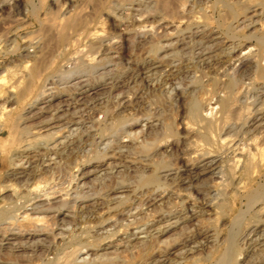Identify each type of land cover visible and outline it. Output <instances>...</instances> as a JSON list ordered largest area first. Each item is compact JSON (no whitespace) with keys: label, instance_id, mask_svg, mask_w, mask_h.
<instances>
[{"label":"bare ground","instance_id":"1","mask_svg":"<svg viewBox=\"0 0 264 264\" xmlns=\"http://www.w3.org/2000/svg\"><path fill=\"white\" fill-rule=\"evenodd\" d=\"M12 1L15 8L23 3ZM191 1L183 12H193L192 16L196 5L207 7L210 1L230 6V0ZM8 2L2 0L0 7ZM247 3L240 9L242 17L235 15L227 31L264 20V0ZM70 9L56 16H47V10L39 20L45 34L55 40L54 52L43 49L41 43L42 47L34 46L36 38L27 37L19 55L21 66L11 72L16 83L5 82L0 75V136L9 135L0 141V162L6 161L10 168L6 176L14 180L0 185L9 191L1 197L7 203H0V264H196L201 253L206 251V259L221 243L224 251L209 264H236L239 246L263 250L264 185L247 187L264 177V82L258 79L263 76V49L222 37L221 30L209 29L200 17L181 16L175 23L165 13L140 15L137 7L131 10L144 21L135 15L136 22L147 23L141 24L143 34L139 32L137 40L148 44L147 54L141 60L126 61L117 72H98L120 55L112 40L116 37L102 38L105 32L99 24H89L94 15L82 12L85 8L75 13ZM118 21L123 34L131 28L134 31L133 22L129 29L128 20ZM168 31L169 40L155 41ZM82 35L88 45L98 44L99 58L96 51L82 57L87 51L86 46L81 52L84 46L78 43ZM77 43L81 56L75 53ZM260 43L264 45V40ZM165 50L170 51L161 55ZM167 56L171 57L164 61ZM149 87L167 95L169 101L187 96L192 100L188 119L177 125L192 138L186 142L185 155L172 163L163 160L173 148L168 125L150 115L139 123H133L139 116H130L133 122L128 123L127 115L138 101L146 108L151 105L143 101ZM20 101L29 102L14 120L15 104ZM136 124L140 126L131 130ZM121 125L124 139L117 133ZM136 147L146 152L131 157ZM63 158L71 165L69 183L61 192L53 187L57 183L50 186L41 175ZM228 188L234 195L244 190L240 193L245 197L244 207L229 221L231 228L243 223L245 228L223 241L216 222L213 226L211 221L223 213L219 208ZM250 213L253 218L244 221ZM141 214L150 217L138 221ZM204 220H209L205 226ZM23 223L33 228L26 230ZM44 224L53 229L46 232ZM175 233L178 237L172 238ZM121 252H127L129 259L121 258ZM240 264H264V258Z\"/></svg>","mask_w":264,"mask_h":264},{"label":"rangeland","instance_id":"2","mask_svg":"<svg viewBox=\"0 0 264 264\" xmlns=\"http://www.w3.org/2000/svg\"><path fill=\"white\" fill-rule=\"evenodd\" d=\"M6 1H10V2H8L9 4H6V5H3L2 7H0V66H1L0 67V75L4 76V81L5 82L8 81V83H12V81L14 82V80H15V78L13 79L11 72L16 71L21 66L22 62H21V59L19 58L20 57L19 55L23 52L24 42H25V39L27 37H31V38L34 37L33 39L36 38V40H33V41H37L34 44V46L37 45L38 43L40 45V43H41V45L43 47L41 45H40V47H42L43 49L45 48L46 51L48 50V52H49L51 50L50 52H52V49H53V52L55 51V40H53L54 38L51 37L48 33L45 34L44 29L43 30L41 29V25L39 23V20L42 21V18L45 17L44 13L47 12V10L49 12V13H47V16H56V15H60V13H62L65 9L69 10L71 8L70 12L75 13V10L77 12L80 9L85 8L82 12H84V13L86 12V14H91L92 16L94 15L93 19H91V20L89 19V24L91 26L99 24L98 26L100 28L98 26L97 27L105 32L104 33L100 30L101 32L98 33V34H100L99 36L102 35L101 33H104L106 35L105 36L103 34L104 37L102 35V38L106 37L107 39L111 40L112 38L116 37L115 39H112V40H114V41L116 40L115 46L117 45L116 46L117 49L120 50L119 51L120 55L118 54L119 55L118 57L112 58L111 61L109 60V62L107 64L105 63L103 68L98 69V72H100L101 70L109 69V70L113 71V72L110 71V73H114V72L119 71V68H122L126 64V61L127 62H133V61L141 60L143 57H145V55L147 54L146 51H148V48H149L147 43H141V44L138 43L139 42L138 40H140L141 37L137 35V34H139V32H141L140 34H143V32H142L143 28H142L141 24L146 25L147 23L143 22L144 17L141 18L139 15H136L135 14L136 12L134 13V11H132L131 8L133 9V8L138 7V9H139L138 13L140 12L139 13L140 15L141 14L147 15L148 11H149L148 13H152V11H153V13L162 14V15H164V13H165V16L168 18V20H173V22L176 23L177 21L180 20L179 17H181V16L187 17L188 15H190V13L186 14L184 12H185V9H189V7H190L189 4H191V2H192L191 0H136V1L135 0H88L87 2H83L81 0H74L73 2H71L69 4H63L62 0H23L22 5L15 8L13 6L14 4H13L12 0H6ZM134 2H136V3H134ZM247 2H248V0H230V3H229L230 6L227 7V6H224L223 4H215L214 5L210 1V2H208L209 5H207V7L202 6V7H204V8H202L198 5H196L197 8L194 7L193 9H195L194 10L195 16L198 18L200 17L198 20L201 19L200 20L201 23L205 24L209 29H212L213 31H218V29L221 30L223 33L222 37L223 36L224 37L229 36L228 39L231 38L232 40H234V42L239 43V45L251 44L253 46L255 45L257 47H260L264 51V45L260 43L262 40H264V20H256L255 23L250 24L248 27L247 26H244V28L243 27H237L238 30H236V31L234 30L235 32L233 30L227 31V27L230 26V24L233 23V21L235 20V18H234L235 15L236 16L242 15V12L240 9L243 7L242 8V11H243V9L246 8V5L248 4ZM59 3L64 5L63 6L64 8H62V6ZM113 3L115 4L114 6H113ZM140 3H142V4H140ZM84 4H85V6H84ZM150 5H152V7ZM129 6L130 7L132 6V7L128 8ZM181 6L184 8L183 10H182ZM249 6L250 5L248 4L247 7H249ZM120 7H122V8H120ZM170 7L172 10L170 9ZM96 8H98V9L96 10ZM193 9H192V11H193ZM123 12H124V14H122ZM125 12H127L128 15H125ZM114 13H115V15H114ZM117 13H119L121 15H118ZM129 13L132 15L130 16ZM116 14L118 15V17ZM191 14L194 15L193 12ZM124 15L126 17L125 20H124ZM135 15L138 17V19L141 18L143 20L142 23L138 24L136 22V19H135L136 16ZM192 15H190V16H192ZM129 16H130V18H129ZM172 16H173V18H172ZM195 16H192V17L196 18ZM20 17H23L22 20L20 19ZM114 17L116 18V20ZM119 17L120 18L123 17V18L120 19ZM241 17H240V20H241ZM262 17H264V14L262 15ZM118 19L121 21H127L128 20L127 21L128 24L130 22L131 23L133 22L132 25L134 24L135 28L137 26L138 27L136 29L134 28V31H133V28H131V30H126V32H124V34H123L122 30H121L122 26L118 25V22H119ZM94 21H97L96 24L94 23ZM91 22H93L94 24ZM127 22H125V23H127ZM248 22L249 21H247V23ZM130 27H133V26H131L129 24L128 28L130 29ZM143 27L146 28V26H144V25H143ZM140 28H141V31H139ZM99 29L96 28V30H99ZM169 29L171 30L172 27L170 26L168 28V30ZM224 29H226V30H224ZM223 30L226 32L224 33ZM11 32L13 34H10ZM42 32H44V33H42ZM133 33H135V34H133ZM168 34L170 36H168ZM168 34L164 35V37H162V38H156L155 41L160 40V42H165L166 40H169L168 37H171L172 34H171V32H169ZM120 35L122 37L126 36V39H125V37L121 39ZM82 36L80 38L81 41H79L78 43L81 47L84 46L83 49L78 45V43H77L78 46L76 45L75 47H76V50H77V48L79 50V47H80V49H82L81 50V52H82V51H84V48L87 46L86 47L87 49L85 48L87 51H84L85 53L82 52L83 54H81V52L77 50L75 52L76 55L78 53L79 56L82 55L83 58H87V57H90V56H88V54L90 52L92 55L97 49H98V51L100 50V48H97L99 46L96 42H94L90 46V44L88 45L89 42L87 43L85 40L86 36H84V35H82ZM165 36H166V38H165ZM48 37L51 39H49ZM82 38L85 41L82 40ZM117 38H118V40H117ZM119 39H120V42H119ZM51 40L53 43L51 42ZM48 42L51 44L49 45ZM82 42H84L85 44ZM81 44H84V45H81ZM143 44H144V46H143ZM96 45H97V47H96ZM88 46H89V48H88ZM29 50H32L31 47H29ZM73 50H74V48L71 49V51H73ZM92 51H93V53H92ZM98 51H96L98 54L96 52L94 53L95 57H97V58H99L98 57V55H99ZM169 51L170 50H165V51H162L160 54L162 55L163 53L165 54L166 52L168 53ZM75 53H73V54L75 55ZM85 54H87V57L83 56ZM116 55H117V53H116ZM170 57L167 56L166 58H164V61L168 60ZM260 60H261L260 61V67H261V71L263 73V76L261 78H258V79L260 81L264 82V57H260ZM206 72H204V73H206V75H208L210 73L208 71H206ZM201 74H200V76H201ZM203 78H204V76H203ZM15 83L16 82H14V84ZM14 84H12V85H14ZM206 86H207V84L205 85V87ZM198 93L200 95L201 92L197 91L196 95H198ZM161 94L162 93L159 94L158 92L153 91L150 87L148 89H146L143 101H147V102L151 103V105L149 106V108L148 107L146 108L144 102L141 103V101H138V103L134 105V110L132 109L130 111L131 115H127V117L139 116L140 119L138 121L133 122L131 120L132 118L130 117L128 120L129 122L126 121V125L128 123H132V122L133 123H139V121H142L143 118L148 116V115L158 117L164 126H167V125L169 126V127L167 126L168 130L170 128V131L172 132V133L170 132L169 139H170L171 144L173 145V148L171 149V154L169 156H165V158L163 157V160H165V161L168 160L169 162H171V161L174 162L175 158L177 156H181L187 152L188 149L186 148L187 147L186 142H189V140L192 138L191 135H190V137H191L190 138L189 135L187 134L189 137L188 138L185 135L186 133L183 132L182 127H180L181 124L188 119V117H187L188 111H189V108L191 106L192 100L190 97L187 96L183 99L180 98L179 100H176V101H172V99H171V101H169V99L167 98L168 97L167 95H165V94L161 95ZM4 95H5V93H4ZM156 95H158V96L161 95V97H158ZM29 101H26V102L28 103ZM0 102H2V101H0ZM26 104L21 102V101L18 102L17 105L15 104V109H14V112L12 115V119L16 120L17 115L24 111ZM141 105H143V106H141ZM97 117H101V114H97ZM36 120H38V119L35 118L32 122H34ZM181 120H182V122H181ZM179 122H181V123H179ZM34 124H35V122H34ZM177 125H180V126H177ZM139 126H140V124H136L135 126H133L130 129L134 130V129L138 128ZM120 128H122V125L119 126V128H118L119 130L116 129V132L118 130L117 133L120 135V138H121V136H123V134L121 133ZM177 132L179 134H177ZM8 138H9L8 133L4 132L0 136V141H2V140L5 141ZM124 138L122 137L121 139H124ZM163 148H164V146L162 147V149ZM144 151L145 150L141 149L140 147H136V148H134V150H132V152L129 153V155L131 157H138V156L143 155L146 152V151L145 152ZM68 161H69L68 159L66 160L63 158L62 162H60L59 165L55 166L54 168H52L48 172H44L41 175L43 179H46V181L50 182V186L51 185L53 186V183H54V185H55V183H57L53 187L55 189L56 188L60 189L61 192L66 189V187L69 183V174L67 172L69 171L68 166L71 164H68L70 162V161L69 162ZM9 170H10V168L7 165L6 161L5 162L1 161L0 162V183H1L0 185L7 184V181H8V183L14 182V180H9V178L6 176V174L9 172ZM41 176H38V178ZM261 178H263V179H261ZM35 179H37V177L34 178L33 180H35ZM9 181H11V182H9ZM54 181H56V182H54ZM257 183L258 184L262 183V184L258 186ZM262 185H264V177L263 176L260 177L255 182L252 181L249 185H247V187L250 189H255V188L261 187ZM229 188H230V186H229ZM229 188H228V190H229L228 193L224 197V203L222 204L221 208H219L220 211H223V213L220 212L219 220H217V221L216 220H212V221L210 220L211 225L214 222H216V223L218 222L217 224L216 223H214V224L216 225L215 227L219 230L218 233L220 235V239L223 238V241H225L226 237L229 235L233 234V236H236L237 234L238 235L241 234L245 228L244 223L241 224L239 227L231 228L232 225H230L231 223L229 220L234 217L236 212H238L241 208L244 207L243 203L245 202V197H243L241 195L243 189H240L239 192L236 195H234V192H231ZM0 189H1L0 190V203H2V204H4L5 202L7 203L6 200L2 201L1 197L3 195L7 194L9 191L6 190L7 189L6 187L0 188ZM55 195H56V193H55ZM143 216L145 218L147 217L146 219H148L150 217V216H147L145 214H141L140 216L139 215L137 216L138 221H145L146 219ZM253 216H254L253 213L248 214L244 221L251 220L253 218ZM140 217H141V220L139 219ZM143 219H145V220H143ZM208 221L209 220H204L203 222L201 221V223L204 224V226H205L208 224ZM214 224H213V226H214ZM251 224H252V222H250L248 225H251ZM47 225L48 226H46V224H44V230L49 233V231L52 230L53 227L52 226L50 227L49 224H47ZM23 227H24V229L29 230L30 228H33V225H31L29 223H26V224L23 223ZM87 230H88L87 227L84 228V231H87ZM236 232H238V233H236ZM167 234H169V233H167ZM183 234H184V232H182L179 235V237L183 236ZM174 237H178L177 233H175L172 238H174ZM239 247H241V250H240V253H238V255L235 256V259L237 262V263L235 262L236 264H240L244 261H247L248 259H253V261H257V260L261 259V257L264 258V249L263 250L255 249L254 251L253 250L249 251V250H246L247 248L245 246H243V247L239 246ZM224 249H225V245L223 243L219 244L217 250L210 252V254L207 256L206 259L204 258V256H206L205 255L206 251H204L203 253L200 254V255H202L201 256L202 259L199 260L198 262H196V264H209L210 262H212V263L215 262L216 259H218L217 257L220 255L221 252L224 251ZM126 253L127 252H121V253H119V256L121 258L127 260V258L129 259L130 256L128 253L127 254ZM135 254H134V258L136 259L138 257V254H136L137 255L136 257H135Z\"/></svg>","mask_w":264,"mask_h":264}]
</instances>
